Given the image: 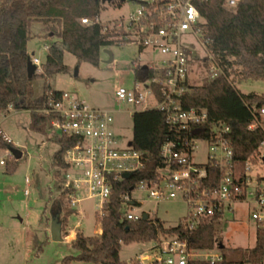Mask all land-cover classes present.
I'll list each match as a JSON object with an SVG mask.
<instances>
[{
	"label": "built area",
	"instance_id": "obj_1",
	"mask_svg": "<svg viewBox=\"0 0 264 264\" xmlns=\"http://www.w3.org/2000/svg\"><path fill=\"white\" fill-rule=\"evenodd\" d=\"M208 1H115L109 4L121 7L131 2L139 7L127 18L105 23L100 17L94 21L82 19L86 25H101L111 45L129 43L138 48L140 56L132 62L136 79L132 88L121 85L114 92L117 103L134 108L126 113L133 117L137 111L158 109L165 114L168 124L190 135L181 150L173 143L163 146L164 167L158 171L156 179L141 181L131 193L121 196L120 218L136 222L145 215L133 212L135 206L141 205L133 198V192L145 194L156 203H185L187 215L180 225L187 232H193L207 219L220 220L239 203H251L252 219L264 246V175H252L254 170L264 169V141L255 156L239 166L234 161L231 127L224 122H211L207 109L187 107L184 102L192 84L194 60L201 62L207 78L215 79L223 74L208 51L209 40L202 37L205 21L198 6ZM238 1L225 0V6L233 8ZM44 50L49 51V46L45 45ZM145 51L154 56L144 64L141 54ZM197 51L199 59L195 58ZM30 59L36 67L41 65L39 59ZM207 62L209 67L205 66ZM38 112L53 117L51 129L56 135L75 141L66 151L64 162L68 168L63 170L62 178L64 189L72 190L71 207L79 203L77 197L85 192L88 199L97 202L101 217L114 183L125 180V174H134L143 168L142 153L134 150L130 142L125 148L121 146V138L114 130V111L95 108L75 95L49 91ZM261 115L264 116V109ZM257 126L255 121L248 130ZM6 140L11 142L7 137ZM198 141L208 146L205 164H198L193 158ZM7 156L0 158V167L15 159L10 149ZM25 194L28 196L29 192ZM159 245V256L136 258L131 264H189L192 260L217 264L224 261L221 252L193 249L187 239L166 237ZM261 264H264V252Z\"/></svg>",
	"mask_w": 264,
	"mask_h": 264
},
{
	"label": "trees",
	"instance_id": "obj_2",
	"mask_svg": "<svg viewBox=\"0 0 264 264\" xmlns=\"http://www.w3.org/2000/svg\"><path fill=\"white\" fill-rule=\"evenodd\" d=\"M101 0H0V115L9 106L16 111H29L30 129L44 133L51 128L53 117L40 114L50 89L46 88L39 97L32 94V84L38 77L28 78L27 65L30 56L27 44L30 40L32 23L46 26L49 35L58 41L49 46L42 76L52 77L65 73L64 54H72L78 62L97 66L103 47L111 46L109 36L102 33L101 25H86L82 19L94 21L100 17ZM205 23L202 37L209 40L208 51L223 74L215 79L206 78L200 86L190 84L184 102L187 107L205 108L211 122L220 121L231 127V144L234 161L241 166L255 156L264 141V95L242 94L237 84L242 81L264 82V0H239L233 8L225 6V0H209L198 6ZM199 59V53L195 55ZM209 67V63H205ZM61 93V92H57ZM131 146L143 155V168L132 174L129 180L113 185L109 201L101 217V233L98 236H84L78 233L73 248L76 255L65 257L61 264H125L120 260L123 245L150 243L160 235L187 239L191 248L212 250L217 241L218 218L207 219L193 231L187 232L181 225L167 228L160 220L136 222L121 220V196L131 193L137 184L153 180L164 167L162 148L167 143L176 148H185L189 133L180 131L167 123L165 114L158 109L137 111L133 117ZM258 122L253 130L248 127ZM52 141L59 147L54 161L60 170L68 166L64 162L66 151L74 140L55 135ZM14 148L0 130V150ZM19 161L7 163V173L16 172ZM52 201L51 213L60 214L62 230L74 214L70 205V189H64ZM63 214V216H62ZM62 216V217H61ZM263 239L256 237L255 246L242 262L236 260L217 264H261L263 262ZM189 264H210L207 261L192 260Z\"/></svg>",
	"mask_w": 264,
	"mask_h": 264
},
{
	"label": "rangeland",
	"instance_id": "obj_3",
	"mask_svg": "<svg viewBox=\"0 0 264 264\" xmlns=\"http://www.w3.org/2000/svg\"><path fill=\"white\" fill-rule=\"evenodd\" d=\"M138 7L139 5L131 2H126L121 7L109 3L102 4L100 21L105 23L121 17L127 18L129 13ZM29 34L27 52L30 58L35 57L41 61L36 70L38 77L32 84L33 96H41L48 88L50 91L75 95L95 108L114 111V130L121 138V146L125 148L133 135V120L126 111H132L134 108L117 103L114 92L121 85L132 88L136 80L132 73V62L140 56L138 48L129 43L103 47L97 66L78 62L72 54L65 53L64 64L67 71L48 78L42 76V65L48 54L44 46H51L58 41V37H51L46 26L39 22L32 23ZM107 51L113 54L112 64H107ZM152 56L154 55L149 51L143 52L142 63H147ZM193 68L195 70L192 74V84L200 86L207 78L206 72L201 62L196 60ZM237 89L242 94L264 95V82L242 81L237 84ZM30 123L29 111L10 108L0 115V130L14 148L23 153L15 173H7V166L0 167V264H61L65 257L76 255L72 245L73 238L75 239L78 233L88 237L100 235L102 216L100 217V212L97 211V202L88 199L87 194L81 192L77 197L79 203L73 208L75 212L68 219L66 229L62 230L61 241L52 240V218L60 217V214L51 213L52 202L48 200L50 196L52 201L58 199L64 172L54 161L59 150L52 141L56 135L54 131L46 127L44 133H37L30 129ZM207 151L208 146L198 141L193 154L194 161L205 164ZM3 157L8 158L7 149L0 150V158ZM13 161L17 160L13 159L11 162ZM256 174L264 175V169L254 170L252 175L255 177ZM26 191L29 192L28 196ZM132 196L141 204L135 206L133 212L145 213L151 220L158 219L167 228L179 226L187 215V206L181 201L156 203L139 192H133ZM252 208L251 203H239L233 211H227L216 225L218 242L213 251L221 252L230 262L246 260L249 251L255 246L257 228L252 219ZM67 237L72 240L69 241ZM166 237L173 236L160 235L150 243L123 245L120 260L131 264L136 258H155L160 254L159 243Z\"/></svg>",
	"mask_w": 264,
	"mask_h": 264
},
{
	"label": "water",
	"instance_id": "obj_4",
	"mask_svg": "<svg viewBox=\"0 0 264 264\" xmlns=\"http://www.w3.org/2000/svg\"><path fill=\"white\" fill-rule=\"evenodd\" d=\"M115 1L124 2L125 0H101V3L102 4H106V3H112V2H115ZM131 1H135V0H131ZM106 53L109 55V60H108L107 64H112L113 61H114L113 54L111 52H108V51ZM36 70H37V67L34 64H32L31 59H29L28 65H27V73H28V78L29 79L33 78V76L36 74ZM130 145H131V143H130ZM10 151L14 155V157H15V159L17 161L22 159L23 153L21 151H19L18 149L10 148ZM131 177H132V174H125L124 175V179H126V180H129ZM142 220L143 221H148L149 220L148 215H146V214L143 215ZM61 234H62V224L59 221V216L53 217L52 218V222H51V237H52V240L55 241V242H60L61 241ZM220 249L221 250L223 249L222 245L220 246Z\"/></svg>",
	"mask_w": 264,
	"mask_h": 264
},
{
	"label": "crops",
	"instance_id": "obj_5",
	"mask_svg": "<svg viewBox=\"0 0 264 264\" xmlns=\"http://www.w3.org/2000/svg\"><path fill=\"white\" fill-rule=\"evenodd\" d=\"M100 233H101V230H100Z\"/></svg>",
	"mask_w": 264,
	"mask_h": 264
}]
</instances>
